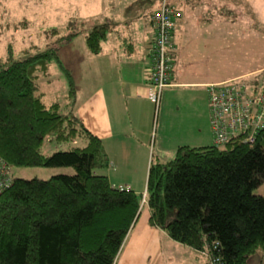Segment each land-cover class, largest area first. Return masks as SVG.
<instances>
[{"label": "trees", "instance_id": "1", "mask_svg": "<svg viewBox=\"0 0 264 264\" xmlns=\"http://www.w3.org/2000/svg\"><path fill=\"white\" fill-rule=\"evenodd\" d=\"M68 27L56 47L79 33ZM106 32L105 23L86 32L89 53L99 51ZM50 34L57 36L55 29ZM56 47L19 61L0 58V158L10 167L74 170L46 180L13 178L0 192V264H114L142 196L96 175L108 166L100 140L72 115L60 114L58 104L42 102L36 79L52 61L59 65ZM241 81L253 92L264 86L254 78ZM74 133L82 147L42 155L46 137L66 140ZM262 181L264 127L252 144L237 138L222 146H179L170 160L148 166L147 224L220 264H252L249 258L264 251V196L252 194Z\"/></svg>", "mask_w": 264, "mask_h": 264}, {"label": "crops", "instance_id": "2", "mask_svg": "<svg viewBox=\"0 0 264 264\" xmlns=\"http://www.w3.org/2000/svg\"><path fill=\"white\" fill-rule=\"evenodd\" d=\"M154 2L156 6L152 9L150 4ZM168 3L179 12V18L175 20L173 29L175 51L170 57V86L160 95L163 108H167L162 117L167 114L178 94L182 97L180 104L193 109V116L199 119L195 122V130L202 123L208 127L205 86L233 79L244 80L264 68L222 78L219 63L215 61V54L219 51L215 26L219 25L221 10L215 6L217 0H168ZM157 4L158 0L85 1V10L88 11L85 18H90L95 24H107V32L99 43V51L91 54L84 45L87 31H83V40H80V52L84 51L85 55L83 74L75 79L73 97L69 99L66 96L71 105L69 111L65 110V114L78 119L84 129L100 140L107 161L109 155L105 141L111 147H116L122 163L129 160L146 162L153 111L145 91L150 82L151 67L150 41L153 30L150 15L157 8ZM77 36L65 43H72ZM71 66L70 70L74 65ZM39 77L38 75L37 78ZM40 94L46 106L54 104L45 103V93ZM60 107L61 105L58 108ZM161 129H166V125L163 124ZM157 142L160 143V151L156 156L159 163L163 158L169 157L167 160H170L177 146H190L187 143H178L180 141L174 138L169 139L168 136ZM147 169L144 173L145 180ZM104 176L110 186L116 188L117 185L111 183L109 176ZM128 185L119 188L132 191L128 189ZM139 188L144 193L145 182ZM147 219V209L142 213L141 219L138 213L114 264H162L160 242L162 237L169 238L163 232L150 227ZM195 254L203 259L201 264H204V257Z\"/></svg>", "mask_w": 264, "mask_h": 264}, {"label": "rangeland", "instance_id": "3", "mask_svg": "<svg viewBox=\"0 0 264 264\" xmlns=\"http://www.w3.org/2000/svg\"><path fill=\"white\" fill-rule=\"evenodd\" d=\"M85 1L0 0V58L9 55L12 61H19L32 57L47 48L56 47L55 42L59 38L58 34L62 36L67 33V26H69V31H76V33L79 31L72 43L61 44L54 49L59 65L52 61L49 72L45 76L39 75L40 77L36 79L40 93H45L43 101L47 104L61 105L58 110L60 114H65L66 109L69 111L71 105L70 100L66 97L67 91H69L68 79L74 85L75 79L83 74L85 55L84 51L80 52L83 31H88L95 25L93 20L85 18L88 14V11L85 10ZM217 2L215 6L220 7L221 10H219V25L215 26L217 38H219V51L215 54V61L219 63L221 77H230L264 68V0H217ZM150 5L154 9L156 2ZM50 29H55L57 36L50 34ZM71 64L74 65L72 70H70ZM63 70L69 71L67 76ZM250 75L248 80L256 79L259 86L264 83V69ZM79 85L83 84L79 83ZM181 98L177 94V98L173 99L167 114L163 117L162 115L167 109L163 108L164 103L159 101V108L155 110L154 105L149 101L153 111L150 140L146 148V162H130L129 160L122 163L119 151L116 152V147H111L108 141H105L109 155L108 166L104 169L94 170V173L108 175L111 183L117 185L116 188L129 184L128 189L136 191L138 196H142L144 193L139 185H143L145 182L144 173L147 166L150 163L158 162L156 156L160 151L158 148L160 143L157 141L168 136L169 139L174 138L180 141L178 143H187L191 147L211 146L209 127L202 123L195 130L197 126L195 122L199 119L193 116V109L180 104ZM163 124L166 125V129L162 130ZM192 137L193 140H190ZM196 137L197 139H195ZM82 146L83 141L75 133L66 140L49 136L42 141L41 152L42 155L49 156L54 152L68 151ZM172 157L173 155L170 158ZM167 159L169 157L163 158L160 163H165L168 161ZM10 171H12L13 178L18 177L25 180H29V178L46 180L51 176L74 174L73 168L65 165L50 168L18 166L10 167ZM252 194L264 196V181L252 189ZM145 211L146 207L141 199L140 219ZM160 257L162 264H201L203 262V259L192 250L165 237H162L160 242ZM249 262L264 264V251H257L249 258Z\"/></svg>", "mask_w": 264, "mask_h": 264}, {"label": "built area", "instance_id": "4", "mask_svg": "<svg viewBox=\"0 0 264 264\" xmlns=\"http://www.w3.org/2000/svg\"><path fill=\"white\" fill-rule=\"evenodd\" d=\"M178 18L179 12L167 0H160L150 15L153 30L151 67L150 82L145 91L155 110L159 106L161 92L170 86V57L175 51L173 29ZM205 89L212 145L222 146L237 138L254 143L264 127V86L253 92L241 79H233L208 84ZM12 175L10 166L0 158V192L11 185ZM143 198L144 194L142 202ZM200 255L206 259V264H220L218 259L209 258L206 250Z\"/></svg>", "mask_w": 264, "mask_h": 264}]
</instances>
